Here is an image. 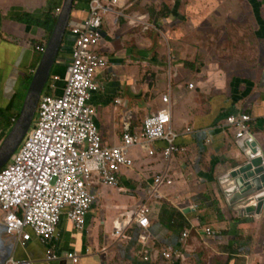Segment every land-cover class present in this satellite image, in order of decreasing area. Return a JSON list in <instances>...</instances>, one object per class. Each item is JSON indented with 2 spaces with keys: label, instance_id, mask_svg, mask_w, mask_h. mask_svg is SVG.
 <instances>
[{
  "label": "crops",
  "instance_id": "obj_1",
  "mask_svg": "<svg viewBox=\"0 0 264 264\" xmlns=\"http://www.w3.org/2000/svg\"><path fill=\"white\" fill-rule=\"evenodd\" d=\"M240 1L241 6H249L245 15L250 26L242 34L246 40L240 48L246 56L224 64L221 57L206 55L214 43L201 44L198 34L202 30L235 37L236 30L228 32L222 24L239 14ZM63 2L0 0L1 115L12 117L20 110L24 99L20 94L29 88L41 57L36 48L45 44L47 36L41 27L19 18H42L49 6L58 17ZM121 3L123 15H108L102 25L103 53L99 52L107 64L97 71L100 90L89 100L96 109L102 141L117 145L124 122L137 129L144 118L167 114L176 145L185 146L187 152L165 162L163 141L132 147L133 166L119 174L116 188L93 185L96 200L81 228L61 218L48 244L63 258L59 261L46 262L44 246L34 236L21 247L6 233L0 210V264L12 260L74 264L67 254L79 256L76 264H167L160 255L166 247L182 248L188 264H264V203L261 213L255 214L264 188L260 183L259 191L233 201L242 194L237 180L245 176L241 171L245 165L255 175L256 170L264 172V0ZM89 4L90 0H74L70 26L88 16ZM234 26L238 29L239 23ZM72 44L68 35L51 75L60 77L55 83L58 94L67 76ZM164 95L167 103L162 101ZM236 113L252 118L245 138L237 139L236 128L226 125L227 117ZM236 169L240 172L232 176ZM164 170L172 185H161V196H150L153 177ZM141 206L150 222L146 230L132 221ZM206 229L214 234L208 235ZM117 232L123 234L113 236ZM185 232L188 237L183 240Z\"/></svg>",
  "mask_w": 264,
  "mask_h": 264
},
{
  "label": "built area",
  "instance_id": "obj_2",
  "mask_svg": "<svg viewBox=\"0 0 264 264\" xmlns=\"http://www.w3.org/2000/svg\"><path fill=\"white\" fill-rule=\"evenodd\" d=\"M88 16L68 28L73 37L67 76L61 93H57L53 76L46 84L50 92H42L37 103L36 121L4 167L0 169V210L7 234L24 247L32 236L44 246V260L63 259L57 255L49 241L65 217L80 229L96 200L94 184L116 188L119 174L133 166L130 149L135 146L163 141L162 159L167 162L173 155H184L185 146L176 145L167 114L148 116L137 129L123 123L120 143L104 144L95 123L96 109L89 104L93 93L100 90L96 73L107 64L100 54L102 25L108 15H123L121 0H90ZM121 9V10H120ZM60 9H57V15ZM45 47L36 50L44 53ZM45 86V88H46ZM193 87L192 85L190 86ZM164 103L168 96L162 97ZM15 118L11 122H14ZM252 118L236 113L227 117V127L236 128L237 139L249 134ZM191 133V129H187ZM259 156V154H258ZM167 170L152 179L150 196L159 194L161 185L171 186ZM161 196V195H160ZM141 229H148L147 210L141 206L133 220ZM213 235L211 229H206ZM117 232L113 236H121ZM185 232L182 239H186ZM141 240H145L142 235ZM160 255L167 264H188L182 248L166 247ZM76 264L79 256L66 255ZM148 260V257H145ZM9 264H32L30 260L11 261Z\"/></svg>",
  "mask_w": 264,
  "mask_h": 264
},
{
  "label": "water",
  "instance_id": "obj_3",
  "mask_svg": "<svg viewBox=\"0 0 264 264\" xmlns=\"http://www.w3.org/2000/svg\"><path fill=\"white\" fill-rule=\"evenodd\" d=\"M73 8L74 0H64L54 30L48 40L44 53L41 54L42 57L33 73L28 91L25 93L17 118L0 142V169L9 161L12 154L31 129L40 95L44 91L46 84L50 81L53 69L58 64L57 59H59L61 50L64 47L68 28L71 24L70 21ZM261 159L262 158H259V162H261ZM256 161L257 160H252L254 164L257 163ZM241 171L246 174L243 178L238 179L237 182L242 186L243 191L242 194L235 197L233 201H237L241 198L243 200L249 193L264 188L263 171L260 173L256 170V173L259 174L255 175L254 171L251 170V166L248 165H245ZM239 172V169L234 170L232 176H236ZM257 199L256 215L261 213L264 203V193H261ZM184 211L188 212L187 210ZM247 214L249 213L247 212Z\"/></svg>",
  "mask_w": 264,
  "mask_h": 264
},
{
  "label": "rangeland",
  "instance_id": "obj_4",
  "mask_svg": "<svg viewBox=\"0 0 264 264\" xmlns=\"http://www.w3.org/2000/svg\"><path fill=\"white\" fill-rule=\"evenodd\" d=\"M241 2L242 1H240L239 14H237V15L235 14V15H232L231 17H229V18H226L223 21V24H222L223 28L226 31H228V32L236 30L235 37H234L233 33H231V34L230 33H226L224 35L222 34L221 36H217V35L215 36V35H212V34H207L206 31H202V30L198 34V37L201 38L202 40H197V41H200L201 44H206V42L214 43V47L213 46H209V47H213V48H207L206 49V51H207L206 55H208L210 57H221L222 60L224 61V64L232 61V59L235 58L236 56H241V57L246 56V53L243 50H241L240 48H241V45L246 40L245 37L242 34L250 26V20L245 15L246 14V10H248L249 6L248 5L241 6ZM235 22L239 23L238 29L234 26L236 24ZM161 35H162V33H158V36L160 38H161ZM240 35L242 37H240ZM161 39H163V38H161ZM102 49H103V47L99 48L101 53H103ZM41 57H42V55H41ZM41 57H39V61H40ZM186 67H188V66H186ZM24 89H25V91H24ZM24 89H23V92L20 94L21 98H22L23 95L25 96L24 93L26 91H28L27 90L28 87H25ZM24 96H23V98H24ZM22 101H23V99H22ZM22 101L20 103V106L22 104ZM19 108H17V111L19 110ZM17 113L14 114V115H17ZM6 117H10V115H7ZM12 117L14 118V116H12ZM36 117L37 116L35 114V116L33 118V122H32L31 128L33 127V124L36 121ZM6 132H7V130L0 132V142L3 140V138H4L3 135L6 134Z\"/></svg>",
  "mask_w": 264,
  "mask_h": 264
},
{
  "label": "trees",
  "instance_id": "obj_5",
  "mask_svg": "<svg viewBox=\"0 0 264 264\" xmlns=\"http://www.w3.org/2000/svg\"><path fill=\"white\" fill-rule=\"evenodd\" d=\"M53 6L55 7L54 3H53ZM52 11H53V8L49 6V8L47 9L46 13L44 14V16L42 18L34 19L30 15H24L23 17L19 18V21H22L26 24H34V25L39 26L45 30V32L47 33V36L45 39V44L43 43L41 45L42 47H44L45 45L47 46L48 40L50 39V36L54 30V27H55V24L57 21V17L54 14H52ZM41 46H39V47H41ZM186 66L193 68V66L191 67L190 63H187ZM47 90L49 91L48 85L46 86L45 92H47ZM17 115L14 116L15 119L17 118ZM5 116L0 114V131L4 127L7 128V131H8L13 124V122H11V118H13V117H5Z\"/></svg>",
  "mask_w": 264,
  "mask_h": 264
},
{
  "label": "bare ground",
  "instance_id": "obj_6",
  "mask_svg": "<svg viewBox=\"0 0 264 264\" xmlns=\"http://www.w3.org/2000/svg\"><path fill=\"white\" fill-rule=\"evenodd\" d=\"M46 49V48H45Z\"/></svg>",
  "mask_w": 264,
  "mask_h": 264
}]
</instances>
